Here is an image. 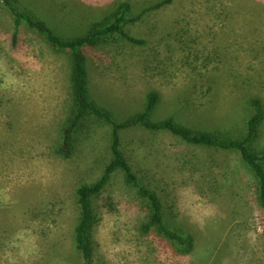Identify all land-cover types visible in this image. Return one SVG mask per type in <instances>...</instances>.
<instances>
[{"label": "rangeland", "instance_id": "rangeland-1", "mask_svg": "<svg viewBox=\"0 0 264 264\" xmlns=\"http://www.w3.org/2000/svg\"><path fill=\"white\" fill-rule=\"evenodd\" d=\"M107 1L27 3L57 34L72 38L85 34L98 17L93 11ZM142 19L127 30L145 44L112 39L118 45L109 47L110 61L89 54L93 100L122 118L143 110L146 93L155 90L154 121L173 115L233 137L243 131L232 127L245 129L262 114L253 141L261 152L264 0H175ZM14 25L0 0V264H73L76 187L102 173L111 156L110 126L90 119L72 157L54 153L70 102L69 58L26 25L12 50ZM123 151L161 194L166 223L187 243L167 246L155 231H142L140 200L121 189L115 209L99 200L93 264H264V208L238 152L190 145L140 125L125 131Z\"/></svg>", "mask_w": 264, "mask_h": 264}, {"label": "trees", "instance_id": "trees-1", "mask_svg": "<svg viewBox=\"0 0 264 264\" xmlns=\"http://www.w3.org/2000/svg\"><path fill=\"white\" fill-rule=\"evenodd\" d=\"M27 1L30 0H2L14 17L12 50L17 48V44L23 38V28L26 25L30 30L37 31L50 49L65 53L70 62V102L67 104L65 117L58 126L54 153L62 158L72 157L78 148L81 136L89 129L90 119L97 120L101 126H104V123L110 126L111 156L103 162L102 173L95 180L82 182L76 187L75 201L79 215L72 234L73 250L77 254L73 264H79V260L83 262L82 264H93L95 259L93 229L98 221V209L103 206L99 200H104V205L108 209H115L116 203L113 198H116L121 189L130 195L135 192L139 198L143 210V218L139 222L142 231H155L159 240L165 242L167 246L174 244L184 246L187 243L185 237L166 223V207L161 194L152 185L143 181L123 151L125 131L137 125L154 132H168L190 145L238 152L243 163L253 173L257 200L264 208V149L257 152L253 148V141L258 136V127L263 118L262 114L248 119L245 129L238 125L232 127L236 132L243 131L241 135L233 137L230 132L221 130L208 133L194 129L179 122L173 115L154 121L151 113L156 107L158 108L160 101L159 93L155 90L146 93L143 110L122 118H118L112 110L92 98L89 54L97 52L100 58L110 61L115 54L109 51H113L109 47L118 45L116 42H111L112 39L115 41L120 38L134 45L145 44L144 38L134 36L127 27L143 20V16L145 17L149 12L160 10L175 0L107 1L104 6L98 8L99 10L93 11L98 13L96 15L98 17L89 19L90 23L87 24L85 34L72 38L57 34L49 24L39 18L38 13L28 7ZM140 5L144 6L142 13L138 12ZM85 20H87L86 16L82 21ZM51 22L53 25L59 24L55 20Z\"/></svg>", "mask_w": 264, "mask_h": 264}]
</instances>
